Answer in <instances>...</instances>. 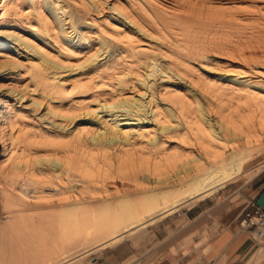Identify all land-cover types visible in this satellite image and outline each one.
Segmentation results:
<instances>
[{
	"label": "bare ground",
	"instance_id": "1",
	"mask_svg": "<svg viewBox=\"0 0 264 264\" xmlns=\"http://www.w3.org/2000/svg\"><path fill=\"white\" fill-rule=\"evenodd\" d=\"M12 7L25 27L11 35L33 57L6 55L0 70L17 73L12 92L32 107L0 110V230L58 231L73 245L46 264H88L135 226L264 170V84L246 76L264 68V0ZM223 56L237 65L213 63ZM116 216L128 223L111 228Z\"/></svg>",
	"mask_w": 264,
	"mask_h": 264
},
{
	"label": "rangeland",
	"instance_id": "2",
	"mask_svg": "<svg viewBox=\"0 0 264 264\" xmlns=\"http://www.w3.org/2000/svg\"><path fill=\"white\" fill-rule=\"evenodd\" d=\"M23 1L24 0H8L7 6L9 7L6 6L4 10L0 12V42L6 47V49L0 51V62L5 61L6 55L18 58L23 62H27L25 59L26 54L29 58L33 55L31 52H28L23 45H19L18 42L15 41V37L11 35L15 26L25 27L24 23L19 21L22 20V18L15 17L11 11L14 4L20 2L24 3L26 0ZM49 1L42 0V3H49ZM9 2L12 6L9 5ZM86 23L84 22L83 24L88 26V22ZM11 37L13 38L11 39ZM37 42L46 50L55 51L51 41L48 43V41L41 42L37 40ZM113 45L114 44L109 48L114 50L119 48V46ZM217 62L218 66L230 68L228 65H237L238 60H229V58L223 56L215 58L213 63ZM259 70L262 72L258 71V73L246 74V76L251 77V80L254 82L264 84V68H259ZM214 73L228 77L236 76V74L232 72L220 71L211 72L210 74L213 75ZM16 74L17 73H14L7 66L3 67V71L0 72V110L3 105H10L16 107V109L25 108L31 110V102L28 101V99H20L19 94L16 92L13 94L12 92V88H14V84L19 78ZM4 158L5 154L2 152V145L0 142V162H2ZM263 160L264 157L262 161ZM255 177L262 178V181H264V170ZM254 178L249 181L244 179L237 180L230 183L229 186L221 189L216 194L205 198V201L199 202L201 201L199 200L193 202L183 207L180 211L165 215L166 217L164 218H153L148 220L149 222L146 221L144 224L135 226L134 229L132 228V230L128 231L121 240L86 254V256L82 258V261L84 263L93 264L94 260L97 258L94 264H106L112 261V258L117 255L118 252L124 251L128 256L122 264H211L213 249L211 247L212 244L209 245V238L211 232L219 228L217 226L219 221L214 215L217 214L218 211H223L222 214L226 213L227 215L231 210L233 211V217H235L233 220H235L236 225H239V218L237 219V217L247 206L248 201L255 199L252 198L254 191L251 188V182ZM212 205L215 206L209 208ZM201 208L208 209L200 218L193 220L190 214ZM110 218L111 220L113 219L112 223L114 221L111 228L123 227L128 223L127 220L129 219L117 216ZM212 222L214 223V229L211 227ZM29 228L22 229L19 233L13 234L8 231L0 230V264H46L52 259V254L56 253L58 249L64 250L73 245L60 243L59 241L57 243L59 233L58 231L51 230L49 226ZM238 228L241 229V227ZM105 229L106 228H104V225L101 223L91 228L84 229L75 237L73 243H77L78 240L80 241V239L84 237L90 238L98 235ZM251 235L258 244L264 246V241H261L256 236L255 232H252ZM9 237L14 240L10 241ZM43 237L45 238L43 239ZM159 244L161 245L159 246ZM262 255L263 254H261V256ZM261 256L257 258L256 262L261 261ZM159 260H162V262L158 263Z\"/></svg>",
	"mask_w": 264,
	"mask_h": 264
},
{
	"label": "crops",
	"instance_id": "3",
	"mask_svg": "<svg viewBox=\"0 0 264 264\" xmlns=\"http://www.w3.org/2000/svg\"><path fill=\"white\" fill-rule=\"evenodd\" d=\"M251 188L254 191L252 198L256 199L264 191V181H262V178L255 177L251 182ZM202 201H205V199L199 202ZM213 206L215 205L209 208ZM207 209L208 208H201L198 211L192 212L190 216L193 220L198 219ZM222 212L223 211H218L217 214L214 215L219 221L217 225L219 228L214 229V223L212 222L211 224V227L214 229L209 238V245L212 244L211 247L213 249L211 264H264V246L258 244V242L253 239L251 232L238 228L240 226L236 225L235 220H233L235 218L232 215L233 211L230 210L227 215L226 213L222 214ZM164 217L166 216L161 218ZM239 217L240 215L237 219ZM160 245L161 244H159V246ZM261 254L263 255L261 256ZM127 256V253L124 251L118 252L117 255L112 258V261L106 264H122ZM260 256L261 261L256 262L257 258ZM95 260L94 263L96 262ZM161 262L162 260L158 261V263Z\"/></svg>",
	"mask_w": 264,
	"mask_h": 264
},
{
	"label": "built area",
	"instance_id": "4",
	"mask_svg": "<svg viewBox=\"0 0 264 264\" xmlns=\"http://www.w3.org/2000/svg\"><path fill=\"white\" fill-rule=\"evenodd\" d=\"M239 226L248 232H255L264 241V209L256 203V199L248 201L238 220Z\"/></svg>",
	"mask_w": 264,
	"mask_h": 264
},
{
	"label": "water",
	"instance_id": "5",
	"mask_svg": "<svg viewBox=\"0 0 264 264\" xmlns=\"http://www.w3.org/2000/svg\"><path fill=\"white\" fill-rule=\"evenodd\" d=\"M256 203L264 209V191L256 198Z\"/></svg>",
	"mask_w": 264,
	"mask_h": 264
}]
</instances>
